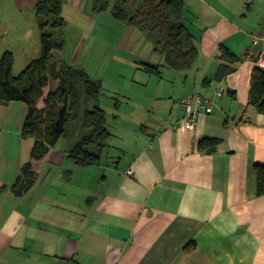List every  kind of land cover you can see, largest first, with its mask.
<instances>
[{"label": "crops", "instance_id": "0c3cea01", "mask_svg": "<svg viewBox=\"0 0 264 264\" xmlns=\"http://www.w3.org/2000/svg\"><path fill=\"white\" fill-rule=\"evenodd\" d=\"M185 2L200 38L198 62L188 74L162 67L177 90L163 95L162 88L141 113L115 111L117 102L109 112L100 97L112 132L100 162L82 167L69 157L73 130L41 159L32 160L33 138L21 152L0 143V264H264L256 171L264 164V114L249 105L264 48L255 42L264 0ZM221 45L241 62L222 81L207 82L221 64ZM156 53L143 61L163 64ZM219 86L213 113L188 129L182 100L215 96ZM206 138L220 140L216 153L199 150ZM31 160L35 182L17 195Z\"/></svg>", "mask_w": 264, "mask_h": 264}, {"label": "trees", "instance_id": "16d2710c", "mask_svg": "<svg viewBox=\"0 0 264 264\" xmlns=\"http://www.w3.org/2000/svg\"><path fill=\"white\" fill-rule=\"evenodd\" d=\"M65 0H38L36 16L40 28L41 53L19 74L14 75L15 56L5 51L0 59V104L23 102L27 116L22 135L33 138L32 160L45 157L51 148L73 130L77 142L69 151V157L85 167L101 161L109 146L112 132L108 126L109 115L100 105L103 82L94 79L83 69L68 65L53 54L62 50L65 43L57 40L50 30L65 24L63 17ZM110 0H95L96 12L110 9ZM185 0H115L111 8L114 19L141 30L151 41L156 52L164 56L163 64L141 62V69L150 75L162 76V67L188 74L200 58V38L188 23ZM221 64L207 82L222 81L234 72L241 58L225 45L220 46ZM52 80L59 86L45 95ZM44 99V107L39 103ZM249 105L264 114V68L257 66L252 72ZM220 140L206 138L200 141L199 150L216 153ZM32 160L18 178L14 190L23 195L34 184L36 174ZM257 192L264 195V164H257Z\"/></svg>", "mask_w": 264, "mask_h": 264}, {"label": "rangeland", "instance_id": "374dc122", "mask_svg": "<svg viewBox=\"0 0 264 264\" xmlns=\"http://www.w3.org/2000/svg\"><path fill=\"white\" fill-rule=\"evenodd\" d=\"M94 1L65 0L62 14L65 24L50 30L57 40L65 43L62 50L53 51L55 57L103 82L102 95L107 97L104 101L109 112L117 102L120 106L115 111L141 113L148 98L158 95L162 88L163 95L176 91L174 84L168 83L167 69L162 68V77L141 69V62L154 52L153 44L142 39L140 29L112 17L115 0H110V9L101 13L95 11ZM37 2L0 0V59L5 51L14 53V75H19L41 53ZM159 54L156 53L155 61ZM56 87L57 82L52 80L47 94ZM26 116L27 106L23 102L0 104V143L7 147V152L26 150L31 142V138L22 135Z\"/></svg>", "mask_w": 264, "mask_h": 264}, {"label": "built area", "instance_id": "2783aa9c", "mask_svg": "<svg viewBox=\"0 0 264 264\" xmlns=\"http://www.w3.org/2000/svg\"><path fill=\"white\" fill-rule=\"evenodd\" d=\"M262 39L264 42V23H263V33L260 38L255 39L257 43L258 40ZM257 66L264 68V48L262 52L258 55L255 61ZM224 88L219 86L215 96H206L203 94L189 95L182 100L185 116L183 118V124L190 130L195 128L196 122L201 116V114H211L213 113L215 106L217 104V97L223 95ZM129 174H133L134 170L130 169Z\"/></svg>", "mask_w": 264, "mask_h": 264}]
</instances>
